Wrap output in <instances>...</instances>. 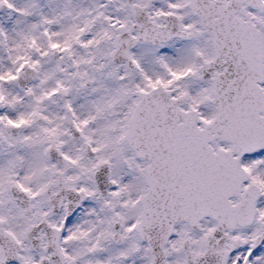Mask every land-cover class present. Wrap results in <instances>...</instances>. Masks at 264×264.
<instances>
[{"label": "snow or ice", "instance_id": "1", "mask_svg": "<svg viewBox=\"0 0 264 264\" xmlns=\"http://www.w3.org/2000/svg\"><path fill=\"white\" fill-rule=\"evenodd\" d=\"M0 264H264V0H0Z\"/></svg>", "mask_w": 264, "mask_h": 264}]
</instances>
